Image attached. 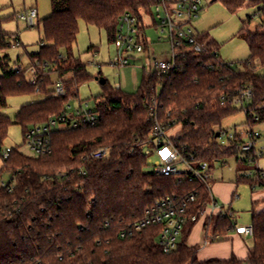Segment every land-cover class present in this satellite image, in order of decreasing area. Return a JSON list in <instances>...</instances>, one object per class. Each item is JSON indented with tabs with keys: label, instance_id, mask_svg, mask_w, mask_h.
<instances>
[{
	"label": "trees",
	"instance_id": "1",
	"mask_svg": "<svg viewBox=\"0 0 264 264\" xmlns=\"http://www.w3.org/2000/svg\"><path fill=\"white\" fill-rule=\"evenodd\" d=\"M49 1L51 13L40 20V47L28 54L29 66H35L38 74L36 83L29 82L25 69L0 72V149L10 125H20L25 135L29 127L46 123L59 115L65 102L77 97L78 86L92 77L86 63L72 53L80 20L104 30L112 43L119 16L148 7L145 0ZM214 1L234 10L245 0ZM257 14L260 20L254 29L249 28L248 19L235 35L249 50L241 69L222 63L217 42L208 32H200L206 51L188 52L176 71H143L134 92L111 86L106 79L101 92L91 97L98 111L97 123L51 129L48 154L27 155L11 148L0 166V173L10 174L5 185L0 184V264H264V209L251 215L252 245L244 259L232 255L198 260V247L186 242L189 232L184 231L176 248L165 254L159 244L160 225L139 230L132 227L157 199H181L195 193L187 212L197 215L209 199L208 188L196 180L179 181L152 171L146 150L155 147V118L168 128L180 123L176 141L211 168L214 161L229 156L237 160L239 153H244L239 149L242 140L238 134L226 143L219 140L225 133L221 127L224 118L244 110L222 103V95L230 96L249 85L252 96L245 106L244 123H264V6ZM10 35L0 29V50L7 47ZM88 50L97 47L90 45ZM213 50L217 54L211 53ZM6 56H0V62ZM257 66L262 67V73L256 72ZM52 74L64 83V96L51 94ZM36 85L45 95L42 100L23 104L13 119L3 113L9 96L32 94ZM102 145L110 148L107 157L87 158ZM255 158L247 153L243 160ZM235 177L251 189L264 188L263 169L255 168L249 176L236 172ZM192 223L185 222L189 230ZM234 228L233 215L220 211L211 240L224 239Z\"/></svg>",
	"mask_w": 264,
	"mask_h": 264
},
{
	"label": "rangeland",
	"instance_id": "2",
	"mask_svg": "<svg viewBox=\"0 0 264 264\" xmlns=\"http://www.w3.org/2000/svg\"><path fill=\"white\" fill-rule=\"evenodd\" d=\"M13 0H0V29L2 31L12 34H17L20 44L12 43L2 50L0 56L6 54V58L0 62V72L4 66L12 67L20 65L22 68H27L30 63L28 54L38 51L40 47V40L43 36V29L40 20L51 13V5L49 0H39L38 14L34 21L33 27H28L27 24L16 18L17 7ZM264 6V0H245L243 4L234 10H229L221 1L207 0L204 7L199 11L198 16L192 20V27L197 32H208L209 35L218 44V53L223 61L231 63L232 67L236 69L242 68V61L248 58L249 50L246 42L238 38L236 33L239 31L244 22L249 19L248 26L250 29L259 23V16L257 14L258 8ZM146 27L144 29V51L140 55L130 59V64L123 67H113L109 64L110 59L114 56V46L107 41L104 30L97 28L94 25H87L83 20L79 21V31L77 34V41L73 45V55L79 57L86 63L88 72L92 75L90 79L81 83L78 86L77 97L71 99L72 105L78 100H84L101 92V84L94 77L100 72V76L107 79L109 84L120 88L127 92H134L143 75V71H149L152 67V58L161 59L167 56L170 52V45L168 41H158L160 32L153 24L151 17H145ZM93 45L97 47L96 51L88 50V47ZM91 61V62H90ZM97 64H100L98 67ZM263 69L257 66L256 72L262 73ZM29 74V71L26 72ZM53 79L56 78L52 74ZM45 97L43 93H32L25 95H12L7 98V106L3 109V113L14 118L17 110L26 103L42 100ZM91 104L92 98L89 99ZM244 110H239L236 113L227 116L221 123L222 129L225 130L223 135V142H227L228 134H240L244 130L249 129V124L244 123ZM255 130H263L261 124H253ZM181 129L180 123L174 124L166 130L168 137H175ZM264 146V137H261L256 143V149ZM16 148L27 155H34L33 152L26 146L22 127L18 124L9 126L7 135L2 141L1 148ZM245 153H239L236 160L235 156L226 157L223 161H214L211 163L212 172L208 186L215 200L219 206L214 210L211 221H209L208 236L212 235L214 219L220 211H225L230 208L233 213V219L243 225L251 223V215L255 210L264 207V197H256L255 194L264 192V188L257 187L251 189L246 182L236 181V172L243 173L245 171H253L255 168L264 170V151L263 154L257 156L254 161L248 159L244 161ZM151 159H154L152 156ZM2 159L0 158V166ZM10 178L8 172L0 173V180L7 182ZM232 183L234 185L230 203H223L213 192L214 183ZM209 203L206 204L205 208ZM264 209V208H263ZM229 212V211H228ZM229 212V213H231ZM208 215H210V210ZM208 215L200 214L191 232L189 226H183V231L187 234L186 242L189 244L195 236L199 235L197 244L199 247L196 250V258L199 248L204 243L205 225ZM201 223V229L198 232V224ZM189 230V231H188ZM244 241H249L243 238ZM210 241L211 238L209 237ZM214 242V241H212ZM252 245V244H251ZM211 259V258H210Z\"/></svg>",
	"mask_w": 264,
	"mask_h": 264
},
{
	"label": "built area",
	"instance_id": "3",
	"mask_svg": "<svg viewBox=\"0 0 264 264\" xmlns=\"http://www.w3.org/2000/svg\"><path fill=\"white\" fill-rule=\"evenodd\" d=\"M146 7H140L138 13L124 12L117 21L115 38L112 42L114 46V56L110 59L109 64L113 67H123L130 64V59L144 51V39L146 27L145 17H151L156 29L160 32L158 41L166 40L170 45V52L166 57L161 59L152 58V67L149 71H156L160 74L176 71L186 60L188 52L201 54L206 51V46L199 39L200 32L192 27V20L198 16L199 11L204 7L207 0H145ZM37 16L35 7H28L16 13V18L24 21L28 27L34 26ZM12 43L18 45L19 37L12 34L8 37L7 46ZM211 53L217 54L216 50ZM222 63L226 61L220 60ZM91 62V61H90ZM100 67V64H97ZM27 70L26 73L30 83H36L38 74L35 66L22 68L20 65L12 67L4 66V69ZM43 71L47 67H42ZM41 74H44L41 72ZM119 87V85H118ZM51 94L54 96H64L66 88L60 79H53L50 85ZM35 93H41L40 87L35 86ZM252 96V90L249 85H244L236 89L233 94L222 95V103L243 107L245 110L246 103ZM69 98L62 112L56 117L50 118L46 123L37 124L29 127L24 135L26 146L34 155H45L51 151L48 134L54 128H75L83 125H95L98 121V111L95 104L90 100H78L72 105ZM256 119V117H255ZM263 130H255L253 124H249V129L242 131L239 135L242 140L239 149L245 153H252L254 156L263 154L264 146L259 150L256 149V143L264 137V123H261ZM167 124L158 121L156 118L153 122V135L155 136V147L146 151L149 153V162L152 164V171L158 175L175 176L178 180L188 178L196 180L198 183L205 185L209 192V203L200 214L213 213L219 204L212 195L208 182L211 178L212 168L204 160H196L193 154L189 152L183 144L176 141L175 137L166 135ZM223 135H219L220 142L224 143ZM233 134H228L231 138ZM110 148L102 145L91 151L87 158L100 160L108 156ZM11 148L0 149V158L7 159ZM154 159H151V157ZM249 157V156H248ZM247 157V158H248ZM257 168V167H256ZM245 176L252 174V171L243 172ZM1 185H5L0 180ZM196 199L195 193H190L181 199L166 196L155 200L154 204L145 210L142 218L132 224V227L139 230L148 225H160L159 244L165 254H169L176 248L177 241L182 237L183 226L186 220L195 222L198 219L197 214L187 212L190 203ZM239 234H253V226L242 225L235 226L234 230ZM124 236V232H121Z\"/></svg>",
	"mask_w": 264,
	"mask_h": 264
},
{
	"label": "crops",
	"instance_id": "4",
	"mask_svg": "<svg viewBox=\"0 0 264 264\" xmlns=\"http://www.w3.org/2000/svg\"><path fill=\"white\" fill-rule=\"evenodd\" d=\"M13 1H15V4L17 5V7H20L19 11L33 6L37 9V14H38L39 0H13ZM13 1L11 2L12 4H13ZM233 187L234 185L232 183H223V182L214 183L213 192L223 203H227V202L230 203V200H232L231 192H232ZM255 196L264 197V192H259L255 194ZM259 208L263 210L264 207L262 208V206H260ZM261 210H255V212H258ZM228 211L231 212L230 208L228 209ZM231 214L233 213L231 212ZM206 215H208V213ZM211 219H212V216H211ZM201 223L202 222H199L198 224V232L201 229V226H202ZM249 223H251V220ZM194 224L195 223H192L191 230ZM209 225H210L209 222H207V224L205 225L206 230H205V236H204V243L198 250V253H197L198 260L203 261V260H207L210 258L227 259L232 255H235L236 257L240 259L246 258L248 247L251 246L252 244L251 235H244V234H239L235 231H231L225 235L224 239L215 240L214 242H212L213 240H210V241L208 240L209 237L211 238V236H208ZM242 225L243 224L238 223L237 219L235 220V226H242ZM191 230L189 232H191ZM198 238H199V235L198 236L196 235L195 238L189 242V244L197 245V247H199V245L197 244ZM243 238H247L249 239V241L248 240L244 241Z\"/></svg>",
	"mask_w": 264,
	"mask_h": 264
},
{
	"label": "water",
	"instance_id": "5",
	"mask_svg": "<svg viewBox=\"0 0 264 264\" xmlns=\"http://www.w3.org/2000/svg\"><path fill=\"white\" fill-rule=\"evenodd\" d=\"M94 78H95L96 80H98V82H99L100 84L105 83V80H106V78H104L103 76H100V75H97V76H95ZM216 135L218 136L219 133L217 132Z\"/></svg>",
	"mask_w": 264,
	"mask_h": 264
}]
</instances>
